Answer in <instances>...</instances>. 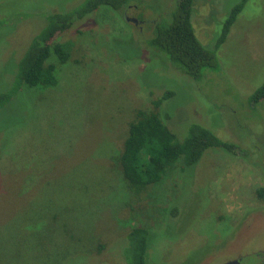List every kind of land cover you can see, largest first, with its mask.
<instances>
[{
  "label": "rangeland",
  "instance_id": "1",
  "mask_svg": "<svg viewBox=\"0 0 264 264\" xmlns=\"http://www.w3.org/2000/svg\"><path fill=\"white\" fill-rule=\"evenodd\" d=\"M77 1L0 0V92L47 13ZM239 1L193 0L205 46H215ZM177 3L135 0L122 12L86 14L57 35L73 42L66 63L50 57L58 83L0 101V264H130L128 233L138 225L154 235L148 264H195L206 253L210 264L264 249V198L256 193L264 186V99L249 100L264 81V0L246 1L216 51L219 69L200 78L143 48L149 20L170 22ZM159 87L175 91L159 111L170 114L179 140L196 122L238 145L232 153L209 147L185 174L176 167L136 193L117 157L136 110L155 108ZM252 256L247 264L257 263Z\"/></svg>",
  "mask_w": 264,
  "mask_h": 264
},
{
  "label": "trees",
  "instance_id": "2",
  "mask_svg": "<svg viewBox=\"0 0 264 264\" xmlns=\"http://www.w3.org/2000/svg\"><path fill=\"white\" fill-rule=\"evenodd\" d=\"M246 1L240 0L232 6L215 46L210 48L202 43L195 32L192 23L193 0H178L170 22L165 21L162 15L149 20L151 33L143 42V48L165 55L177 70L193 78H200L207 69L218 70L216 51L227 39ZM134 2L135 0H82L65 11H49L46 15V25L32 37L16 63L14 77L9 78L12 84L0 92V101L3 103L11 100L17 92L26 87L45 88L58 83L56 75L58 65L50 61V57L54 53L58 63H66L73 47L71 40L57 39L59 32L72 27L77 20L99 7L107 6L122 12ZM141 84L150 90L155 88L143 81ZM159 88L164 90L153 99L155 108L136 110L117 157L121 173L126 180L124 185L136 193L152 183L159 182L167 171L176 167L181 174H185L188 167L197 163L209 147H218L232 153L231 151L236 152L238 145L223 139L212 128L196 122L190 125L185 138L179 140L175 131L169 127L170 114L167 111H159L163 101L171 97L175 91L172 88ZM263 99L264 81L249 96L252 105ZM87 190L85 188L82 196ZM256 193L264 198V186H259ZM171 205L170 214L175 216L180 208L173 203ZM185 205L188 207L186 203ZM128 236L129 245L126 251L130 264H148L147 252L152 247L151 239L154 236L150 229L145 226H134Z\"/></svg>",
  "mask_w": 264,
  "mask_h": 264
},
{
  "label": "flooded vegetation",
  "instance_id": "3",
  "mask_svg": "<svg viewBox=\"0 0 264 264\" xmlns=\"http://www.w3.org/2000/svg\"><path fill=\"white\" fill-rule=\"evenodd\" d=\"M236 254H230L228 256H225L223 258H216L215 262H212L210 264H247L248 262V256L253 255L257 258V260H255L257 263L255 264H264V249H256V250H252V251H239L236 250L235 251ZM208 255L207 253L204 254V256L200 259V261L198 260L196 263L197 264H203L204 262V257ZM252 256V257H253ZM195 263V264H196ZM254 264V263H252Z\"/></svg>",
  "mask_w": 264,
  "mask_h": 264
},
{
  "label": "water",
  "instance_id": "4",
  "mask_svg": "<svg viewBox=\"0 0 264 264\" xmlns=\"http://www.w3.org/2000/svg\"><path fill=\"white\" fill-rule=\"evenodd\" d=\"M132 20H134V21H137V19H136V18H132Z\"/></svg>",
  "mask_w": 264,
  "mask_h": 264
}]
</instances>
